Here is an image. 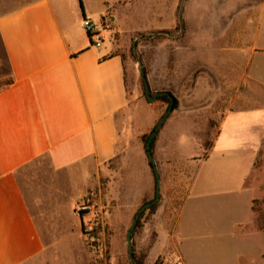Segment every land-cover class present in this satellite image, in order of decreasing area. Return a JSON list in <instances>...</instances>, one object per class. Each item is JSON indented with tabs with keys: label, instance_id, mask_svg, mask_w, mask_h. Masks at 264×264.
I'll return each instance as SVG.
<instances>
[{
	"label": "rangeland",
	"instance_id": "1",
	"mask_svg": "<svg viewBox=\"0 0 264 264\" xmlns=\"http://www.w3.org/2000/svg\"><path fill=\"white\" fill-rule=\"evenodd\" d=\"M14 1L0 0V15L20 7ZM113 10L119 32L112 38L123 55L126 73V104L117 116L115 155L99 166L83 194L72 199V220L81 221L80 241L76 231L64 230L65 235L57 236L55 257L71 260L77 253L80 264H133L127 232L141 206L155 196L145 143L169 105L164 98H146L139 71L143 66L150 94L166 90L176 102L154 136L160 195L138 214L131 232L133 262L182 264L170 235L196 169L190 193L202 196L199 202L205 205L197 219L189 215L182 221L187 264H264V233L240 234L236 229V223L245 219L244 201L252 193L256 225L264 227V137L244 183L249 194L236 195L235 181L226 187L233 192L228 195L220 194L223 183L214 190L200 181L208 171H232L236 176L230 164L224 172L220 169L216 153L214 161L199 164L227 109L264 106V0H119ZM245 58L248 83L242 87L247 98L243 101L235 99L234 89H225L224 73L244 76ZM9 80L0 41V89ZM177 147L183 152H176ZM69 205L67 201L62 209ZM72 220L65 217L61 225L67 227ZM64 236L70 243L62 241Z\"/></svg>",
	"mask_w": 264,
	"mask_h": 264
},
{
	"label": "crops",
	"instance_id": "2",
	"mask_svg": "<svg viewBox=\"0 0 264 264\" xmlns=\"http://www.w3.org/2000/svg\"><path fill=\"white\" fill-rule=\"evenodd\" d=\"M14 3L20 7L0 15V41L11 79L0 89V264H80L77 253L71 260L55 257L54 247L64 230L76 231L79 243L81 221L72 220V199L83 194L99 166L115 155L117 116L126 104L124 58L112 38L119 32L113 16L119 0ZM84 18L102 29L100 45L89 43ZM243 66L244 76L224 73L225 89H234L235 99L246 101V58ZM254 81L263 85L261 79ZM263 137L264 106L227 109L199 164L214 161L216 153L220 169L224 172L230 164L236 176L208 171L200 181L214 190L223 183L224 195L233 193L225 189L235 181L236 195L249 194L244 183ZM160 150H165L164 140ZM195 177L196 169L170 235L182 264H187L182 221L189 215L197 219L205 205L199 202L202 196L190 193ZM254 196L244 201L247 214L236 223L240 234L264 233L255 222ZM56 197L59 201L52 203ZM67 201L69 208L63 210ZM65 217L72 220L67 227L61 225ZM65 237L62 241L69 242Z\"/></svg>",
	"mask_w": 264,
	"mask_h": 264
},
{
	"label": "water",
	"instance_id": "3",
	"mask_svg": "<svg viewBox=\"0 0 264 264\" xmlns=\"http://www.w3.org/2000/svg\"><path fill=\"white\" fill-rule=\"evenodd\" d=\"M139 71H140V77H141V80H142V83H143V87H144L146 98L148 100H154L159 95H167L169 97V99H170V102H169V106L167 107L166 111L163 113V115L161 116V118L159 119L157 124L154 126L149 138L147 139V141L145 143V152H146V155H147V158H148V163H149V166L152 168V170L154 172L155 196H154L153 200H151L150 202H147V203H145V204H143L141 206L139 212L136 213L135 217L133 218L132 225H131L130 229L127 232V245H128L129 257H130V260L132 261L133 264H136V263L133 262V259H132L133 246H132V242H131V232H132V230H133V228L135 226V223H136V220H137V216L142 210H144L148 206H150L153 203H155L158 200L159 195H160V175H159V171L157 169V166H156L153 154H152L151 141H152L153 137L155 136V134L157 133V131L159 130V128L164 123V121L167 118L169 112L172 110V108H173L172 106H173V102H174L173 95H171L166 90H162V91H159V92L155 93L154 95H151L150 94L151 93L150 86H149L148 80L146 78L143 66L140 67Z\"/></svg>",
	"mask_w": 264,
	"mask_h": 264
},
{
	"label": "built area",
	"instance_id": "4",
	"mask_svg": "<svg viewBox=\"0 0 264 264\" xmlns=\"http://www.w3.org/2000/svg\"><path fill=\"white\" fill-rule=\"evenodd\" d=\"M82 26L87 32L89 43L91 45L98 46L103 42L104 37L102 34V29L97 26L92 20L84 18L82 20Z\"/></svg>",
	"mask_w": 264,
	"mask_h": 264
},
{
	"label": "trees",
	"instance_id": "5",
	"mask_svg": "<svg viewBox=\"0 0 264 264\" xmlns=\"http://www.w3.org/2000/svg\"><path fill=\"white\" fill-rule=\"evenodd\" d=\"M11 82V79L7 82V83H10ZM169 92V91H168ZM170 93V92H169ZM171 94V93H170ZM172 95V94H171ZM157 98H164V99H167L168 100V102H170V99H169V97L167 96V95H159ZM174 98V97H173ZM175 102H176V100H175V98H174V102H173V108H175ZM169 106V105H168ZM172 108V109H173ZM153 130V129H152ZM152 132V131H151ZM151 134V133H150ZM150 134H149V136H150ZM149 138V137H148ZM153 140H154V137H153V139H152V141H151V150H152V144H153ZM153 154V153H152ZM254 202H256L255 201V199L253 200V203ZM252 208H253V211H254V213H255V209H254V206H252ZM138 217V216H137ZM255 217H256V215H255ZM255 221H256V219H255ZM260 228H264V227H261V226H259ZM132 259H133V252H132Z\"/></svg>",
	"mask_w": 264,
	"mask_h": 264
}]
</instances>
